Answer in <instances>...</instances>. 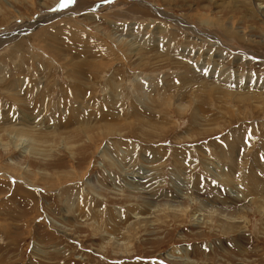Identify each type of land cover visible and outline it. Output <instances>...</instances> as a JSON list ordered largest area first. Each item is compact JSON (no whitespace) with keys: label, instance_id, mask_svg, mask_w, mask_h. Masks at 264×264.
Here are the masks:
<instances>
[{"label":"rangeland","instance_id":"374dc122","mask_svg":"<svg viewBox=\"0 0 264 264\" xmlns=\"http://www.w3.org/2000/svg\"><path fill=\"white\" fill-rule=\"evenodd\" d=\"M0 264H264V10L0 0Z\"/></svg>","mask_w":264,"mask_h":264},{"label":"bare ground","instance_id":"6f19581e","mask_svg":"<svg viewBox=\"0 0 264 264\" xmlns=\"http://www.w3.org/2000/svg\"><path fill=\"white\" fill-rule=\"evenodd\" d=\"M235 2H238V3H242L243 4V2H244V0H234ZM253 2H254V4H256V5H258L259 7H260V9L263 11L264 10V0H252ZM210 23H212V24H215L216 22L215 21H213V22H209L208 24H210ZM234 30L233 29H231L230 30V27H228V25L226 26V28H225V32L228 34V35H232V34H234L235 36H237V37H239L240 35H239V33H235V32H233ZM17 37V36H16ZM6 42V41H5ZM199 66V65H198ZM208 67V66H207ZM214 68V67H213ZM207 72V71H206ZM211 73V72H210ZM218 74H219V72H218ZM224 76H226L227 74H223ZM218 76V75H217ZM215 77L214 79H213V81H214V83L212 82V84H217L218 82H220V80L218 79V77ZM212 77V76H211ZM239 77V76H238ZM247 77V76H246ZM253 78V77H252ZM248 79V78H247ZM251 79V78H250ZM210 80V79H209ZM245 80V79H244ZM248 81H250L249 79H248ZM248 81H244V82H242L241 83V81L239 80V81H237L236 83H235V85H240V84H249L248 83ZM252 82V81H251ZM252 84H253V82H252ZM256 85H262V84H256V83H254L252 86L253 87H255V88H257L256 87ZM218 86V85H217ZM243 86V85H242ZM247 86V85H246ZM250 86V85H249ZM238 87V86H237ZM247 88V87H246ZM220 90V89H219ZM261 91V90H260ZM222 92V91H221ZM252 92V91H251ZM206 93V92H205ZM222 95V94H221ZM230 97H231V94H230ZM234 96L232 95V98H233ZM160 103H161V101H159ZM190 102V101H189ZM201 102V101H200ZM199 102H197V104H198ZM201 104V103H200ZM222 104V103H221ZM200 106V105H199ZM181 109H182V106L180 107ZM199 109V107L196 109V111H199L198 110ZM201 109V108H200ZM197 116H198V114H197ZM195 117V116H194ZM22 124V123H21ZM24 126H26V125H24ZM13 127H15L14 125L12 126V128ZM22 127V126H21ZM28 127V126H27ZM23 128V127H22ZM29 128V127H28ZM106 128H107V125H106ZM19 129H21V128H18L17 129V127H16V130H19ZM30 129H33V127L32 128H30ZM86 130V129H85ZM32 131V130H31ZM9 132V131H8ZM11 132V131H10ZM12 133H13V135H15V136H17V137H26L27 135H26V133H23V132H14V131H12ZM12 135V134H11ZM12 135V136H13ZM17 137H15V138H17ZM25 141V140H24ZM17 144V143H16ZM15 146H17V145H15ZM23 146V145H22ZM17 148V147H16ZM32 149V148H31ZM26 150V149H25ZM32 184V183H31ZM89 187H91V189H93V185H89ZM93 191V190H92ZM202 208V207H201ZM207 211V210H206ZM185 212V211H184ZM217 213V212H216ZM50 223L51 224H54L55 225V223L53 222V220L51 219L50 220ZM61 229V228H60ZM108 242V241H107ZM121 249V248H120ZM122 250V249H121Z\"/></svg>","mask_w":264,"mask_h":264}]
</instances>
